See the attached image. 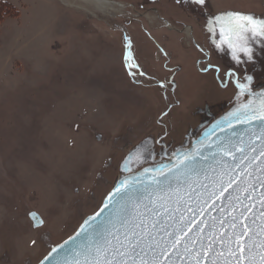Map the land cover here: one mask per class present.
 <instances>
[{"label": "rangeland", "instance_id": "1", "mask_svg": "<svg viewBox=\"0 0 264 264\" xmlns=\"http://www.w3.org/2000/svg\"><path fill=\"white\" fill-rule=\"evenodd\" d=\"M109 1L0 0V264H38L99 209L143 138L180 141L195 109L231 103L230 40L264 84V35L231 31L247 24L235 14L264 22V0Z\"/></svg>", "mask_w": 264, "mask_h": 264}, {"label": "water", "instance_id": "2", "mask_svg": "<svg viewBox=\"0 0 264 264\" xmlns=\"http://www.w3.org/2000/svg\"><path fill=\"white\" fill-rule=\"evenodd\" d=\"M257 85L238 88L231 103L195 109L198 125L159 161L154 136L143 138L99 209L38 264H104V254L115 264L120 252L132 264L137 241L149 264H264V84ZM29 219L43 226L36 212Z\"/></svg>", "mask_w": 264, "mask_h": 264}, {"label": "flooded vegetation", "instance_id": "3", "mask_svg": "<svg viewBox=\"0 0 264 264\" xmlns=\"http://www.w3.org/2000/svg\"><path fill=\"white\" fill-rule=\"evenodd\" d=\"M209 5V2H205V6ZM213 47L215 46V50L217 47V44H211ZM218 48V47H217ZM232 48V47H229ZM223 63V78H224V84L222 85L223 88H226L228 86V84L232 83L237 91V94H239L238 92V83H245L247 84V89L245 91H250V90H255L257 89V84H259V82L257 83L256 75L254 73H252L251 70L248 69V67L246 65H243V60L241 61V63H237L234 59H232L231 57H229L228 53H224L223 56L219 57ZM220 71V69H218V72ZM229 73H234V76L229 75ZM245 76H251L252 79L251 81H247L245 80ZM239 100L244 99L245 96L243 95H239ZM237 102V101H236ZM195 125L197 126V122H195L193 124V126L190 124L189 129L186 131V133L183 135L182 139L180 141H174L171 139L168 140L169 134L166 132V130L163 131L162 134L158 133H152L150 135L154 136L155 142L152 146L151 152L154 154L152 156H154L153 162L159 161L161 160L164 156V153H167L170 150H174L175 147L178 144H181L183 142V140L185 139L186 135L188 134V132L192 129V127H195ZM151 156V155H150Z\"/></svg>", "mask_w": 264, "mask_h": 264}, {"label": "snow or ice", "instance_id": "4", "mask_svg": "<svg viewBox=\"0 0 264 264\" xmlns=\"http://www.w3.org/2000/svg\"><path fill=\"white\" fill-rule=\"evenodd\" d=\"M195 3L198 5H203L205 3V0H195ZM229 15H233V14H229ZM238 18V20H244L247 21V24H237L236 26H234L231 31L234 33H240L242 30L244 31H251L254 33V35H264V22H261L260 24H257L253 18L251 16H240V14H235ZM219 19V18H218ZM249 25H251V28H249ZM229 47H232L234 49L233 51V59L239 64L241 63V59L240 56L237 54V52H243L247 58L249 60L252 59V55H251V49L246 47L244 44H234L231 40L229 41ZM229 75L234 76V73H229ZM252 77L251 76H245V80L247 81H251ZM242 91L247 89V84L245 83H238L237 85ZM119 191V190H118ZM35 217V214H32ZM42 223V221H41ZM179 243V240H175L173 241V247H175L176 244ZM139 242L137 241L136 245H133L132 247V254L133 255V259H132V264H149V262L144 259L143 257H140L139 254H136V247L138 246ZM98 252H101L102 254H104L102 252V250L98 249ZM241 251H243V249H241ZM141 252H143V249H141ZM105 255V260H104V264H114L113 261L108 260L106 254ZM118 255L121 256V260L118 262H115V264H128L127 259H125V256L128 255L127 253L124 252H120L118 253ZM262 260H264V257H261ZM97 264H99V261H97ZM152 264H156V261L154 260L152 262ZM197 264H199V262L197 261Z\"/></svg>", "mask_w": 264, "mask_h": 264}, {"label": "bare ground", "instance_id": "5", "mask_svg": "<svg viewBox=\"0 0 264 264\" xmlns=\"http://www.w3.org/2000/svg\"><path fill=\"white\" fill-rule=\"evenodd\" d=\"M77 1L82 2V3H86V4H92V5L96 6V8L101 9V10L106 9V8L114 5V3L109 1V0H77Z\"/></svg>", "mask_w": 264, "mask_h": 264}, {"label": "trees", "instance_id": "6", "mask_svg": "<svg viewBox=\"0 0 264 264\" xmlns=\"http://www.w3.org/2000/svg\"><path fill=\"white\" fill-rule=\"evenodd\" d=\"M7 6V3H4V7H6Z\"/></svg>", "mask_w": 264, "mask_h": 264}]
</instances>
